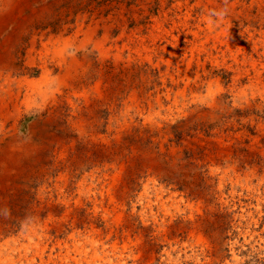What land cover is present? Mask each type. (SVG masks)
I'll use <instances>...</instances> for the list:
<instances>
[{
	"label": "rangeland",
	"instance_id": "1",
	"mask_svg": "<svg viewBox=\"0 0 264 264\" xmlns=\"http://www.w3.org/2000/svg\"><path fill=\"white\" fill-rule=\"evenodd\" d=\"M0 264H264V0H0Z\"/></svg>",
	"mask_w": 264,
	"mask_h": 264
}]
</instances>
